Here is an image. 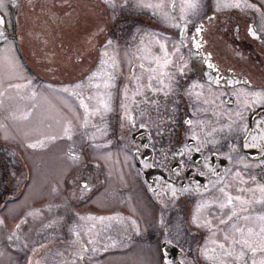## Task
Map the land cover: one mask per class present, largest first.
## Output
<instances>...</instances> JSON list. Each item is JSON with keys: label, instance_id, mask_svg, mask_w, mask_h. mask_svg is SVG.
<instances>
[{"label": "flooded vegetation", "instance_id": "flooded-vegetation-1", "mask_svg": "<svg viewBox=\"0 0 264 264\" xmlns=\"http://www.w3.org/2000/svg\"><path fill=\"white\" fill-rule=\"evenodd\" d=\"M30 1L20 0V4L37 12L38 7L45 10L50 18L40 16L44 18L40 21L54 28L52 36L74 40L76 34L80 38V47L68 39L62 41V50L72 53V61L66 68L65 80L51 84V88L57 93L65 92L74 106L72 136L65 143L56 144L53 152L61 159L70 154L81 155L82 161L76 165L61 162L59 166H51V171L67 184H81L83 190L78 194L82 193L84 200L83 213L94 212L105 217L109 211L130 210L122 200L114 205L92 201L98 194L101 199V193L105 197L109 171L100 163L105 151L97 150L95 143L110 150L123 149L130 153L142 179L141 189L150 203L151 233L158 236L161 264V246L167 235L179 250L180 264H252L253 259L261 264L264 260V252L259 251L264 245V219H261L264 216V101L247 94L264 90V2L247 0L260 9L257 12L244 7V0H221V3L240 2V8H218L217 0H199L195 10L186 9L185 0H124L123 5L130 12H141L142 18L135 20V35L117 37L113 28L96 35L103 25L101 18L96 21L95 34L89 35L88 20L83 28L67 19H56L58 10L51 12L57 8L56 0H38V7ZM98 1L100 7L104 5L103 0ZM158 4L162 7H156ZM5 11V7L0 8L6 21L0 26L3 32L8 26ZM101 12L99 9L98 13ZM116 13L117 8L112 10V14ZM58 21L66 24L58 27ZM176 24L180 27H175ZM200 25L203 30L197 35L196 28ZM108 41L116 46L115 52L106 49ZM198 43L202 46L197 47ZM165 51L171 61L166 66ZM105 60L116 66L107 65V68ZM75 61L81 67L80 75L97 71L98 82H93L99 85L97 100L90 99V84L77 89L71 83L75 78ZM65 88L69 91H64ZM39 89L31 95L36 97ZM82 100L88 105L87 111L81 106ZM94 109L99 111L94 113ZM189 120L191 124L187 123ZM3 141L0 138V194L10 191L13 171L20 178L15 193L10 195L18 196L24 189L21 184L29 180L31 169L19 161V156L12 155L15 161L10 162L11 155ZM138 157L147 161L142 163L148 169L146 173L136 162ZM221 187L233 197L232 203L223 209L220 204H227V196L219 191ZM0 197L2 209L7 198ZM232 212L236 215L229 220ZM194 216L197 223H193ZM222 219L226 223H220ZM206 222L210 225L198 226ZM225 236L229 239L225 240ZM241 239L248 240L257 252L253 254L243 245L233 243ZM220 244H224V249ZM205 248L212 252V259L202 254ZM185 249L193 255L188 262L182 258ZM242 249L245 256L238 259ZM229 250L232 256L227 255ZM104 251L98 256H104ZM99 257L80 255L66 262L108 264L109 261ZM18 263L32 264L34 260Z\"/></svg>", "mask_w": 264, "mask_h": 264}, {"label": "rangeland", "instance_id": "rangeland-1", "mask_svg": "<svg viewBox=\"0 0 264 264\" xmlns=\"http://www.w3.org/2000/svg\"><path fill=\"white\" fill-rule=\"evenodd\" d=\"M123 1L113 0L115 7H111L103 0L104 5L100 7L98 0H56L57 8L51 7L54 9L51 12L58 10L57 20L67 19L83 28L84 22L90 21L89 35L95 34L98 29L96 21L101 18L103 25L97 30V36L113 28L115 36L131 37L137 32L134 23L136 19L142 18L141 12H130ZM17 3L18 6L10 3L5 6L8 26L5 37H0V138H4L2 144L11 155L10 162L15 161L12 155L19 156V161L28 170L31 169V175L29 180L21 184L23 191L18 196H11L20 178V174L14 175L12 171L10 191L7 189L4 195L0 194L4 199L7 198L6 206L0 209V220L4 221L0 225V260L6 264L9 261L19 264L18 261L26 259L34 260L32 264L37 261V264H67V260H76L80 255L98 258L99 253L105 250L104 256L99 258L109 261L108 264H161L156 242L158 236L154 237L151 233L150 203L141 189L142 179L130 153L123 149L110 150L95 143L101 148L97 147V150L105 151L100 163L109 171L105 183L107 189L103 192L105 197L101 193V199L98 194L92 201L114 205L117 200H122L130 209L109 211L105 217L94 212L83 213L84 200L82 193L78 194V191L83 190L81 184H67L65 179H57L52 173L51 166H59L61 162L76 165L82 161L81 155L70 154L61 159L53 152L56 144L65 143L72 136L74 106L65 92L57 93L51 88L54 83L66 78L65 72L72 61V53L62 50V41L71 37L52 36L54 28L40 21L45 16L50 17L45 10L39 9L38 0L30 1L37 5L38 12L35 8L22 7L20 0ZM116 8L117 13L112 14ZM99 9L102 10L101 14L98 13ZM56 24L60 27L66 23L58 21ZM78 39L75 34L74 40H68L80 47ZM105 46L110 52L116 51L112 43H106ZM106 62V67L116 66L110 60ZM76 63L75 78L71 83L75 86L79 84L80 88L77 89L90 84V99L97 100V87L93 83L98 82L97 75L89 80L97 71L80 75L81 67ZM44 86L46 90L43 92ZM20 89L23 91L21 96ZM35 89L39 91L33 97L31 92ZM66 128L69 129L67 134ZM37 142H43V146H26ZM9 236H12L11 240ZM167 237L170 239L169 235ZM211 253L208 251V256ZM183 254L182 258L187 259V262L192 260L191 250L185 249Z\"/></svg>", "mask_w": 264, "mask_h": 264}, {"label": "snow or ice", "instance_id": "snow-or-ice-1", "mask_svg": "<svg viewBox=\"0 0 264 264\" xmlns=\"http://www.w3.org/2000/svg\"><path fill=\"white\" fill-rule=\"evenodd\" d=\"M9 3L18 6L17 0H0V8L5 7V6H6L7 4H9ZM104 3L109 4L111 7H115V4H114L113 0H104ZM185 5H186V9H192V10H195V9L198 8V6H199V0H185ZM143 6H145V7H152V5H143ZM217 6H218V8H220V7H234V8H240L242 5H241L240 2H235V3H221V0H217ZM156 7H158V8H159V7H162V4H158V5H156ZM244 7H246V8H250V9H254V10L257 11V12L260 11V9L256 8L255 5L250 4V3H247V0H244ZM181 18L184 19V17H181ZM188 22H189V21L186 20V23H188ZM5 23H6V21H5L4 17H3L2 15H0V26L4 25ZM174 26H175V27H180L179 24H176V25H174ZM202 30H203V26H202V25L198 26V27L196 28V33H197V35H198ZM250 34L253 35V36L256 35L255 32H251ZM0 37H4V32H3V31H0ZM195 38H196V37L194 36L193 39H195ZM111 43H112L111 41H108V42H107L108 45H111ZM181 43H182V41H181ZM201 46H202V45H200L199 43L197 44V47H201ZM161 48L163 49V48H164V45H161ZM175 51L178 52L179 49L177 48ZM164 55H165L164 65L166 66L167 64L171 63V61H170L169 59H167V57L169 56V53H168L167 51H165ZM103 63H104V61L101 60V64H103ZM209 67H213V68H214L215 65L209 64ZM95 75H96V74L93 73L92 76L89 77V80H91ZM161 82H162V81H161ZM245 83H247V81H245ZM95 86H96V87H99L98 84L95 85ZM105 86L107 87V84H105ZM75 87H76V88H80V85L77 84ZM193 87L195 88V87H197V85H193ZM64 91L67 92V91H69V90H68L67 88H65ZM165 95H167V93H165ZM247 95H250V96L255 97L256 100L264 101V90H262V91H256V92H252V93H248ZM81 106L84 107L85 110L87 111V109H88V105L85 104V103L83 102V100L81 101ZM105 110H108V109H107V105H105ZM98 111H99V109H94V113H95V112H98ZM237 115H240V114L237 113ZM85 123H87V121H85ZM187 123L191 124L192 122L189 120V121H187ZM68 131H69V129L66 128V129H65V133L67 134ZM69 138H70V137H69ZM38 145H39V146H43V142L30 143V144H27L26 146H27L28 148H36ZM84 187L87 188V185H84ZM219 191H220L221 193H224L225 196H227V204H224V203L220 204L221 209H223V208H225L227 205H230V204L232 203L233 197L228 196V194L225 192V189H224L223 187H221V188L219 189ZM262 191H264V189H262ZM175 195H176V193L173 192V196H175ZM235 199H239V197H236ZM198 211H199V206H198ZM29 215H31V213H29ZM235 215H236L235 212H232V214L229 215L228 219L231 220L232 217L235 216ZM81 219H84V218L81 217ZM89 219H91V218H89ZM100 219H104V218H100ZM245 219H247V217H245ZM261 219H264V216H262ZM3 223H4V221H3V220H0V225H3ZM134 223H135V222L133 221V224H134ZM193 223H197V217H195V216L193 217ZM220 223H226V221L222 219V220L220 221ZM209 225H210V222H206V223L203 224V225H199V224H198V226H200V227H205V226H209ZM16 227L19 228L20 225L17 224ZM233 227H235V225H234ZM236 231H242V230H241V229H236ZM251 231H252V230L249 229V234H251ZM262 231H264V229H262ZM12 235L14 236V235H15V232H14ZM11 239H12V236H9V240H11ZM228 239H229V238H228L227 236H225V240H228ZM163 242H164L165 244H169V243H171V241H170L167 237H165V239H164ZM233 243H234V244H235V243H239V244L243 245L244 248H247V249H248L249 251H251L253 254H255V253L257 252V248L253 247L252 244H250V243L248 242V240H246V239H241L240 241H235V240H234ZM219 247H220L221 249H224V244H220ZM213 251H214V250H213ZM259 251H260V252H264V245H262V246L259 248ZM202 254L205 256V258H207V259H212V257L208 256V249H207V248H205V249L202 251ZM227 255H228V256H232V255H233V252H232L231 250H229V251H227ZM244 256H245V251L242 249V250L239 252V257H238V259H239V258H242V257H244ZM252 264H256L255 259H253ZM261 264H264V260L261 261Z\"/></svg>", "mask_w": 264, "mask_h": 264}, {"label": "water", "instance_id": "water-1", "mask_svg": "<svg viewBox=\"0 0 264 264\" xmlns=\"http://www.w3.org/2000/svg\"><path fill=\"white\" fill-rule=\"evenodd\" d=\"M0 15H1V13H0ZM137 159L138 160H136V162L138 163V165L141 164V166H142V163L147 162V161H143V158H141V157H138ZM141 169L145 173L148 170L146 166H142ZM145 177L148 178L147 174H145ZM161 249H162L163 264H180V261L178 259L179 250L175 245H173L172 243L165 244L163 242Z\"/></svg>", "mask_w": 264, "mask_h": 264}]
</instances>
